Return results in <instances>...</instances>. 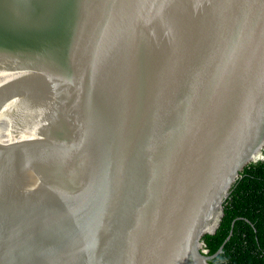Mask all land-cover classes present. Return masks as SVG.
I'll return each instance as SVG.
<instances>
[{
  "label": "water",
  "instance_id": "water-1",
  "mask_svg": "<svg viewBox=\"0 0 264 264\" xmlns=\"http://www.w3.org/2000/svg\"><path fill=\"white\" fill-rule=\"evenodd\" d=\"M264 159V0H0V264H210Z\"/></svg>",
  "mask_w": 264,
  "mask_h": 264
},
{
  "label": "trees",
  "instance_id": "trees-1",
  "mask_svg": "<svg viewBox=\"0 0 264 264\" xmlns=\"http://www.w3.org/2000/svg\"><path fill=\"white\" fill-rule=\"evenodd\" d=\"M223 211L215 233L203 236L208 254L223 245L210 264H264V159L243 168Z\"/></svg>",
  "mask_w": 264,
  "mask_h": 264
}]
</instances>
